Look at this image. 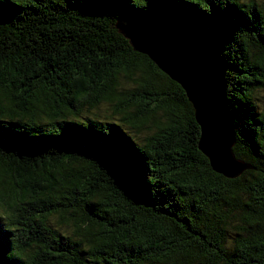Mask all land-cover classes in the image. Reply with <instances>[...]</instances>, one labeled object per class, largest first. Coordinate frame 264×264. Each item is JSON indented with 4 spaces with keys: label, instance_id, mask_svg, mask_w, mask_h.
Segmentation results:
<instances>
[{
    "label": "trees",
    "instance_id": "16d2710c",
    "mask_svg": "<svg viewBox=\"0 0 264 264\" xmlns=\"http://www.w3.org/2000/svg\"><path fill=\"white\" fill-rule=\"evenodd\" d=\"M140 14L220 53L252 168H213L182 84L118 26ZM104 101L120 122L82 121ZM0 206V264H264V0H0Z\"/></svg>",
    "mask_w": 264,
    "mask_h": 264
},
{
    "label": "water",
    "instance_id": "95a60500",
    "mask_svg": "<svg viewBox=\"0 0 264 264\" xmlns=\"http://www.w3.org/2000/svg\"><path fill=\"white\" fill-rule=\"evenodd\" d=\"M148 20L154 27L144 22ZM118 26L137 51L148 54L182 84L201 126L199 147L213 168L230 178L252 168L249 162L237 158L234 151L237 137L227 99L224 60L220 53L213 46L202 43L196 35L157 15L129 17ZM139 36H143L145 42L140 41ZM197 51L202 54V62L196 60ZM205 54L211 56L209 62ZM209 71L213 75L208 78Z\"/></svg>",
    "mask_w": 264,
    "mask_h": 264
},
{
    "label": "rangeland",
    "instance_id": "374dc122",
    "mask_svg": "<svg viewBox=\"0 0 264 264\" xmlns=\"http://www.w3.org/2000/svg\"><path fill=\"white\" fill-rule=\"evenodd\" d=\"M147 20V19H146ZM145 23H149L150 24V26L151 27H154V26H152V24L149 22V20L148 21H144ZM148 24V25H149ZM143 37V36H142ZM142 40H143V38H142ZM155 50V49H154ZM196 53H198V54H196ZM195 53V56H196V60H198V61H201L202 62V60H203V57L201 56V55H199L200 54V52H196ZM203 54H204V52H202ZM194 55V54H193ZM209 55V54H208ZM194 56V57H195ZM205 57H207V55L205 54ZM205 59H211V56H209V57H207V58H205ZM195 60V59H194ZM195 60V61H196ZM209 60H208V62H209ZM205 61V60H204ZM214 62V61H213ZM211 63V62H210ZM197 65V64H196ZM212 66V65H211ZM212 68V67H211ZM215 71V70H214ZM192 73V72H191ZM211 73V74H210ZM200 75V74H199ZM211 75H213L212 74V72H210L209 71V76H207L208 78L211 76ZM203 77V76H202ZM204 78H206V77H204ZM198 79H199V77H198ZM203 79V78H202ZM121 81L123 82V84L124 85H126V86H128L130 83H131V80L130 79H128V78H126V77H123L122 79H121ZM260 93L257 95L261 100H263V98H261L260 96ZM258 104H260V106H262L261 104H262V102L261 101H258ZM117 107H119V105H117L116 106V108ZM159 115H163V113H160ZM164 116V115H163ZM82 117H83V119H82V121H85V119H87V118H94V119H97V120H102V121H109V122H120V118H121V116H120V114H118V112L116 111V109H115V105H113L112 103H109V102H102V103H100L97 107H95V108H92V109H87V106H86V108H85V111H84V113L82 114ZM71 119H72V117H71ZM124 125V127L130 132V133H132V134H134L135 136H136V138L138 139V140H141V139H143L146 135H147V133L149 132V128H144V129H142V132L141 133H138V132H134V130H132L129 126H127V125H125V124H123ZM216 135V134H215ZM217 136V135H216ZM4 210H5V207H2V206H0V213L1 214H5L4 213ZM5 212L7 213V211L5 210ZM51 223L54 225V226H56V227H59L62 231H64V232H66V233H69V229H68V227H66L65 225H62V224H57L56 223V219H52L51 220Z\"/></svg>",
    "mask_w": 264,
    "mask_h": 264
}]
</instances>
